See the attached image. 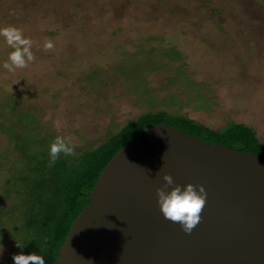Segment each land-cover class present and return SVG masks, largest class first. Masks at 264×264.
Returning <instances> with one entry per match:
<instances>
[{"label":"rangeland","instance_id":"rangeland-1","mask_svg":"<svg viewBox=\"0 0 264 264\" xmlns=\"http://www.w3.org/2000/svg\"><path fill=\"white\" fill-rule=\"evenodd\" d=\"M6 25L35 60L8 72L0 37L2 128L29 111L38 134L81 148L163 100L209 128L247 124L264 145V0H0ZM9 145L0 130V153Z\"/></svg>","mask_w":264,"mask_h":264},{"label":"water","instance_id":"water-1","mask_svg":"<svg viewBox=\"0 0 264 264\" xmlns=\"http://www.w3.org/2000/svg\"><path fill=\"white\" fill-rule=\"evenodd\" d=\"M164 172L205 187L191 234L160 210ZM49 264H264V159L149 125L105 163Z\"/></svg>","mask_w":264,"mask_h":264},{"label":"trees","instance_id":"trees-1","mask_svg":"<svg viewBox=\"0 0 264 264\" xmlns=\"http://www.w3.org/2000/svg\"><path fill=\"white\" fill-rule=\"evenodd\" d=\"M6 100L3 107L8 106ZM160 105L124 120L95 145L75 147V156L61 153L51 167L49 151L54 139L49 137L53 134H38V128H31L37 125L29 111L17 112L20 117L12 121L15 127L23 128H2L1 121L9 115L0 116V130L10 143L9 149L4 150L6 154L0 153V243L9 245V264H14L13 256L20 253L42 255L45 264L56 258L72 220L88 201L100 170L120 146L149 125L163 123L203 141L252 151L264 159V145L259 144L249 125L228 122L213 129L168 108L170 102L162 100ZM17 242L23 247H17Z\"/></svg>","mask_w":264,"mask_h":264},{"label":"clouds","instance_id":"clouds-1","mask_svg":"<svg viewBox=\"0 0 264 264\" xmlns=\"http://www.w3.org/2000/svg\"><path fill=\"white\" fill-rule=\"evenodd\" d=\"M0 37H3L6 44L13 50L8 54L7 60L2 67L8 72H14L16 69H23L30 62L35 60L32 46L33 41L24 36L23 30L14 25L0 27ZM54 43L50 39H45L43 50L51 51ZM75 145L71 139L62 136H56L50 144L49 167L53 166L59 155L75 156ZM165 185L156 188L157 202L165 219L180 225L181 229L191 234L193 229L201 221V213L206 204L207 192L203 184L194 185L189 182L183 187L180 184H174L170 173H163ZM172 186L170 189L168 186ZM17 247H23L17 242ZM43 251V249H41ZM3 248L0 246V255ZM14 264H45L44 257L39 254H15L13 256Z\"/></svg>","mask_w":264,"mask_h":264}]
</instances>
